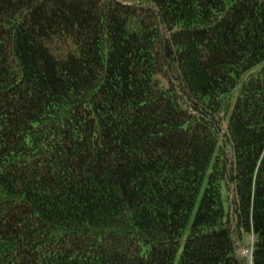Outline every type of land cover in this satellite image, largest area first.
<instances>
[{"label": "trees", "instance_id": "16d2710c", "mask_svg": "<svg viewBox=\"0 0 264 264\" xmlns=\"http://www.w3.org/2000/svg\"><path fill=\"white\" fill-rule=\"evenodd\" d=\"M0 264H264V0H0Z\"/></svg>", "mask_w": 264, "mask_h": 264}, {"label": "rangeland", "instance_id": "374dc122", "mask_svg": "<svg viewBox=\"0 0 264 264\" xmlns=\"http://www.w3.org/2000/svg\"><path fill=\"white\" fill-rule=\"evenodd\" d=\"M247 251H249V253H252V244H249L248 247L244 248L242 251H241V255L242 256H247V257H250V254L247 253Z\"/></svg>", "mask_w": 264, "mask_h": 264}, {"label": "built area", "instance_id": "2783aa9c", "mask_svg": "<svg viewBox=\"0 0 264 264\" xmlns=\"http://www.w3.org/2000/svg\"><path fill=\"white\" fill-rule=\"evenodd\" d=\"M247 253H249V251H247ZM250 254V257H251V253H249Z\"/></svg>", "mask_w": 264, "mask_h": 264}]
</instances>
